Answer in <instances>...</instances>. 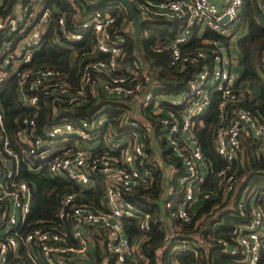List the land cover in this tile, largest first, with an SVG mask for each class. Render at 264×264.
<instances>
[{"label": "built area", "instance_id": "1", "mask_svg": "<svg viewBox=\"0 0 264 264\" xmlns=\"http://www.w3.org/2000/svg\"><path fill=\"white\" fill-rule=\"evenodd\" d=\"M259 2L264 11V0ZM42 3L43 0L18 1L8 12L0 13V93L12 84L21 106L13 118V126L8 129L0 101V264H23L22 261L12 263L21 247L26 248L27 256L35 264H41V258L47 264H69L76 248L68 242L65 223L69 224L79 251H87L91 235L88 230L93 229L105 234L106 248L115 255L118 264H141L142 242L131 240L123 218H134L138 228L145 231L158 216L140 208L125 194L153 184L154 169L160 165L152 154L155 150L158 153V145L163 141L162 154L167 165L163 169H176L171 157L178 159L182 166L174 180L169 178V173L165 175L163 206L170 214L165 216L164 241L169 244L181 234L177 224L171 222V216L184 223L191 221L189 210L199 196L221 193L227 202L235 193L236 208L243 219L233 228V241L217 240L223 251L236 256L239 263H262L264 187L252 182L242 187L245 179L238 183V172L245 166L243 137L257 138L258 152L264 154V115L240 104L239 74L228 56L227 42L211 37L203 39V45L194 50L181 47L198 26H207L223 36L230 35L240 18L243 0H224L223 9L213 0H143L135 4L143 15L184 20L181 30L168 43L169 66L182 71L201 63L187 86L174 94L175 98L161 94L164 99L160 101L148 63L141 59L142 55L138 60H127L124 35L110 32L109 27L116 18L110 10L91 12L80 31L67 29L64 16L58 17L63 34L71 40L82 39L86 29L95 33L94 46L80 59L77 89L67 81L61 68L37 62L34 55L43 44L52 15ZM122 27L133 32L132 18ZM101 53L105 56H100ZM86 88L97 101L105 98L120 101L122 129L117 133L127 134V139L108 138L104 132V139L111 140L90 144L94 137L100 136L102 126L112 123L107 112L111 104L104 101L92 111L90 119L80 120L77 126L62 120L40 127L43 106L50 105L54 116L59 113L60 103L82 106L88 98ZM214 92L221 94V121L214 139L215 149L225 165L219 167L205 157L193 130L195 119L208 109ZM144 120L160 134L153 141L149 139L150 133L145 130L144 136L141 132L146 128ZM119 146H122L120 152H113ZM25 164L32 172L63 176L84 186L91 185L101 175L106 209L83 201L74 191H65L60 197L58 223L43 225L28 221L33 190L21 175ZM209 176L215 177V188L202 189ZM188 242L180 238L179 246L171 248L173 252L179 247L186 248Z\"/></svg>", "mask_w": 264, "mask_h": 264}, {"label": "trees", "instance_id": "2", "mask_svg": "<svg viewBox=\"0 0 264 264\" xmlns=\"http://www.w3.org/2000/svg\"><path fill=\"white\" fill-rule=\"evenodd\" d=\"M18 1L26 0H2L0 13L8 12ZM138 1L141 2L143 0H134L133 4L135 5ZM42 5L49 8L52 15L43 44L34 55L35 60L39 63H48L61 68L69 79L67 81L71 83L74 89L80 86V80H78L81 72L80 59L92 49L96 37L92 29H86L83 31V37L80 40L67 38L57 21L61 15L64 16L67 29L80 31L83 29V22L89 17L91 12L110 10L116 18L109 30L114 35H124L125 41L123 45L126 49L127 60L135 61L142 55L141 59L148 63L150 71L155 80H158L161 89L171 90L175 93L182 91L193 74L200 69L201 63L189 65L182 71L174 69L168 64L170 56L168 43L181 30L184 23L181 18L168 19L157 14H145L140 33L141 53H138L133 32L125 31L122 27L131 20L130 13L127 8L120 5L118 0H43ZM263 12L259 0H243L240 18H242V23L247 28V32L239 39V45L243 52L241 59V64L243 65L242 79L254 80L259 83V93L254 100L241 101L240 104L252 109L256 114L262 115H264V79L260 72L262 71L264 75V22L258 20L259 18L257 19V17L263 18ZM215 32L207 28L202 35H199L197 27H195L190 40L186 44L181 45V47L194 50L203 45L202 38L205 37L218 38L227 42V36ZM100 56H105V54L101 53ZM86 90L88 98L82 106H69L66 103H60L59 113L56 116L53 115L50 105L43 106L39 117L40 127L62 120H69L77 126L80 120L90 119L92 111L97 109L104 101L105 104L108 102L111 104V108L108 107L107 112L111 116L112 123L102 126L99 135L101 136L102 133L110 128L115 129L116 133L119 132L122 129L120 123L122 111L118 107L121 106L120 101L113 100V98L97 101V98L92 97L88 88ZM220 99L221 94L214 92L210 106L195 119L193 126L195 136L202 146L205 157L215 167L225 165V161L215 149L214 139L216 128L221 121ZM0 101L4 110V124L10 129L13 126L12 121L15 114L21 110L12 84L0 93ZM112 135L115 136V134ZM121 148L122 146H119L116 148L117 150H112L119 153ZM242 156L245 166L238 172V180L242 182L241 179H245L242 187L250 182L256 183L260 188L264 187V154L258 152L257 138L243 137ZM171 159L174 160L178 171L182 169L181 162L178 159L174 157H171ZM165 171L161 166H157L154 169V180L150 187H140L133 192L125 194V197L134 201L137 206L145 210H151L154 215L158 216V220H152L150 229L145 231L138 228V223L134 218H123L124 227L131 240L137 239L142 242L140 249L144 254V259L140 263L241 264L236 256L228 251H223L222 245L217 240L218 238H224L233 241V228L243 219L236 208V201L234 209L215 216L216 209L228 202L225 201L226 199L221 193L212 194L208 197L199 196L189 210L192 215V219L189 222L184 223L181 219L171 216V222L177 224L181 234L173 238L169 244L164 241V223L167 222L165 216H168L167 213L170 214V212L166 213L163 206V185L165 180H167ZM21 175L31 185L33 190L32 207L28 221L34 222V224L47 225L56 223L59 220L60 197L65 191H74L79 194L83 201L91 202L98 207H100L101 200L104 199L105 183L101 175H97L89 187L70 182L63 176L51 177L46 172H32L27 168L26 164L21 167ZM214 182L215 177L209 176L203 182L201 188L206 190L213 189L215 188ZM156 205L158 206L156 207ZM245 215H248V212H245ZM162 217L163 220H161ZM64 228L68 233V240L70 238L75 240L71 236V229L68 223L64 224ZM99 235H102L104 240L106 239L105 234L99 233ZM180 238L189 242L186 244V248L179 247L173 252L171 247L173 245L179 246L178 239ZM36 251L37 248H35L34 252ZM105 255L107 256L106 264H115L116 257L107 248ZM40 260L41 264H47L43 258ZM13 261L12 263L22 261L23 264H35L27 256V250L24 247L17 250V255ZM68 262L71 264L72 260L70 259ZM260 264H264V260Z\"/></svg>", "mask_w": 264, "mask_h": 264}, {"label": "crops", "instance_id": "3", "mask_svg": "<svg viewBox=\"0 0 264 264\" xmlns=\"http://www.w3.org/2000/svg\"><path fill=\"white\" fill-rule=\"evenodd\" d=\"M213 1L220 7V9H223L224 0H213ZM257 19L260 20L261 22H264V16H263V18L258 16ZM242 22H243L242 18L237 19V22H236L237 26L235 27L234 31L230 35L227 36V44H228V47H229V49L227 50V53H228V56L231 58L232 63H233V61H235V59H237V60H239V65H241V67H242V73L240 75V71H237L234 68V66L236 64L233 63V68L236 70V71L235 70L234 71L237 74H239L238 86H239V89L242 91V93H241L242 100L241 101H252V100H254L256 95H258V93H259V83L256 82V81H253L254 84L257 85L256 89H255L256 93L253 96L249 92V90L252 92V89H253V88H251V87H253L252 82L249 81L248 79H247L248 81L242 79L243 65L241 64V59L243 57V52H242V49H241V47L239 45V39L244 34H246V32H247V28L243 25ZM229 23H231V22H229ZM207 28H209V27H207V26H200L199 27L198 26L197 27L198 34L202 35L203 32L205 31V29H207ZM209 29H211V28H209ZM205 38H207V37H205ZM205 38H202V41ZM260 73L262 75V78L264 79V75L262 74V71ZM156 84H157L156 91H157L158 97L161 94H164V95L166 94V96L177 94V93H175V92H173L171 90L161 89L160 88V84L158 83V80H156ZM246 88H248V89L246 90ZM118 107H119V110L123 111V106H118ZM144 121H145V124H146V128L143 127L141 132H142V134L144 136H146L145 135V130H146V133H148V134L150 133L149 139L151 141H153V139H155L157 136L159 137L160 134H159L157 129L153 128L152 126H150V124H148L150 122H147V120H144ZM128 128L130 129V131L132 130L130 127H128ZM139 131H140V129H139ZM114 132H116V130L113 129V128H110V129L105 131V133H106L108 138H111L113 136L112 134H115ZM113 137H119V139L121 141L122 140L124 141L125 139H127V134H118L117 133ZM105 140H111V139H106V138L104 139V136L102 134L101 136L94 137L91 140L90 144H92V143L93 144H98L99 141L105 142ZM164 144H165L164 141L160 142L159 145H158L160 150H158V153L155 150L154 154H152V156H154V158H155L156 163L157 164L159 163V165L162 168H165L167 166L164 163L165 159H164L163 154H162V148L164 147ZM165 170H166L165 174L169 173V178H173L172 180H174L180 174V171H178L177 169L170 170V169L166 168ZM87 186L89 187L90 185H87ZM105 206H106V204H105L104 200H101L100 207L101 208H105ZM157 206L158 205H156V207ZM89 232H91V235L89 236L88 249H87L86 252H81V251L78 250L79 244L75 240H73L71 238L68 240V242L71 245L75 246V248H76V250L72 251V255H71L72 256V258H71L72 262H71V264H106L107 256L105 255V251H106L105 240L103 239L102 235L100 236L99 233H96L93 229L89 230ZM135 241H138V240L136 239ZM115 264H118V263L115 262Z\"/></svg>", "mask_w": 264, "mask_h": 264}, {"label": "water", "instance_id": "4", "mask_svg": "<svg viewBox=\"0 0 264 264\" xmlns=\"http://www.w3.org/2000/svg\"><path fill=\"white\" fill-rule=\"evenodd\" d=\"M99 1H109V0H99ZM124 7H126L132 18V27H133V36L137 45L138 53H141L140 45V33L142 31V21L144 15L136 8L131 0H118ZM227 18V15L224 16V19Z\"/></svg>", "mask_w": 264, "mask_h": 264}, {"label": "rangeland", "instance_id": "5", "mask_svg": "<svg viewBox=\"0 0 264 264\" xmlns=\"http://www.w3.org/2000/svg\"><path fill=\"white\" fill-rule=\"evenodd\" d=\"M233 63L234 64H236L235 66H234V68L237 70V71H240V75H241V73H242V67H241V65H239V60H237V59H235V61H233ZM238 65V66H237ZM233 68V69H234ZM234 69V70H235ZM235 70V71H236ZM239 73V72H238ZM248 81V80H247ZM249 81H251L252 82V85H253V87H251V88H253L252 89V92L249 90V92L254 96V94L256 93V86L257 85H255L254 84V80H249ZM248 88H246V90H247ZM176 96L175 95H170L169 96V98H171V99H173V98H175ZM162 99H164V96L163 95H160L158 98H157V100H162ZM238 183H241V181L240 180H238ZM250 185H252V183H250ZM238 189V188H237ZM235 201H236V196H235V193H234V195H232L230 198H229V200H228V202L227 203H224V205L223 206H221V207H219L218 209H216V211H215V216L216 215H221L222 213H224V212H226V211H228V210H232V209H234L235 208ZM72 247H75V246H73L72 245Z\"/></svg>", "mask_w": 264, "mask_h": 264}]
</instances>
